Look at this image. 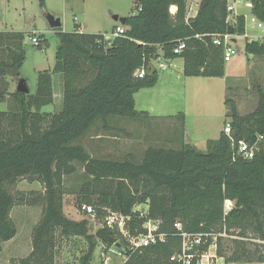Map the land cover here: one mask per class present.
Segmentation results:
<instances>
[{"label":"trees","instance_id":"obj_1","mask_svg":"<svg viewBox=\"0 0 264 264\" xmlns=\"http://www.w3.org/2000/svg\"><path fill=\"white\" fill-rule=\"evenodd\" d=\"M246 1L250 14L264 22V0ZM133 2L136 12L126 17L124 34L110 40L57 29L60 48L53 69L38 73L33 94L8 92L6 78L20 79L24 35L0 32V103L8 108L0 112V246L16 236L13 208L29 201L26 194L12 192L19 181L42 186V196L31 204L40 203L41 216L32 229L30 253L10 259L9 264H55L58 238L84 239L87 250L80 264H90L98 242L109 248L123 241L116 228L103 226L92 233L88 218L73 221L64 215L63 197L74 190L67 180L78 176L76 206L84 215L82 206L91 207L100 222L111 213L129 217L130 234L142 232L147 220L159 221L164 241L135 252L121 248L126 256L122 264H170L181 242L175 223L184 233L208 235L199 253L214 238L225 264H264L262 43L245 39L243 48L262 60L256 106L241 115L235 102L226 98L224 127L229 125V134L222 130L217 139L207 140L205 153L182 142L184 128L177 130L178 148L147 147L137 162L131 155L121 160L92 157L80 144L98 123L114 129L109 125L113 118L155 120L134 107V94L158 82L152 61L182 59L184 77L222 78L224 48L214 45L213 37L226 34L229 26L233 35L245 34L243 15H235L233 25L227 22V0H200L192 17L187 15V0ZM40 4L43 7L44 0ZM179 43L184 48L175 53ZM43 46L47 42L42 39L36 47ZM139 69L144 70L142 78L136 76ZM53 75H61L62 107L56 113L42 112L53 103ZM180 118L184 122L183 114ZM238 142L254 148L251 159L238 153ZM227 200L232 207L224 213ZM139 206L147 207L143 217L134 211ZM226 239L231 243L227 256L221 247Z\"/></svg>","mask_w":264,"mask_h":264},{"label":"rangeland","instance_id":"obj_2","mask_svg":"<svg viewBox=\"0 0 264 264\" xmlns=\"http://www.w3.org/2000/svg\"><path fill=\"white\" fill-rule=\"evenodd\" d=\"M199 1L187 0L188 16L195 15L192 9H197ZM243 2L242 6H235L234 13L244 16L245 34L234 35L235 43L230 44L234 53L231 59L224 63L222 78H187L179 69L181 60L165 70L159 68V63L152 61L151 65L158 74V82L153 88L141 89L134 94V107L137 112L149 113L155 120L113 118L114 124L109 122V125L115 127L114 129L102 128L101 123H98L80 141L87 152L92 157L111 160H121L126 155H131L137 162L147 147L178 148L180 137L177 130L184 128L182 142L200 153H205L206 141L217 139L224 127L226 98L235 102L239 114L244 115L252 111L258 97L255 88L262 77V60L247 55L243 48L247 36L260 33L253 29L249 22V2ZM135 12L133 0H44L43 7L40 0H0V32L23 33L25 60L18 79L25 80L30 94H33L38 73L52 71L59 46L57 29L50 28L47 16L60 20L61 27L58 29L61 32H73L76 24H80L82 33L100 34L111 39L113 28L117 25L113 16L126 18ZM32 33L45 40L47 46L37 49L30 40ZM248 60L254 62L249 70L248 80L238 81L236 88L232 87L226 92L232 77L245 74ZM17 81L16 78H6L9 93L16 90ZM52 82L53 103L42 108V112L56 113L61 110V75H53ZM7 109V103H0V112ZM182 114L184 122L180 118ZM163 116L166 118L159 120V117ZM261 147L264 150V140ZM80 180L78 176L67 180V186H73L74 190L63 197V213L73 221L87 218L76 206L75 185ZM11 189L16 196L19 192L26 194L25 198L29 201L26 204H17L12 210L11 218L17 233L12 241L1 244L0 264H9L10 259L23 258L30 253L32 229L41 216L40 203L31 205L38 196H42L43 188L40 184L19 181ZM31 191L33 194H29ZM95 229L92 225L91 232ZM221 247L224 255H229L230 239L224 240ZM86 250L87 243L82 238H58L55 264H80V258ZM111 260L112 264L123 263V259L116 255H111ZM93 264H97V261L94 260Z\"/></svg>","mask_w":264,"mask_h":264},{"label":"built area","instance_id":"obj_3","mask_svg":"<svg viewBox=\"0 0 264 264\" xmlns=\"http://www.w3.org/2000/svg\"><path fill=\"white\" fill-rule=\"evenodd\" d=\"M243 0H227L226 10L228 12L227 22L229 24H235L234 16L237 15L234 13L235 6L243 5ZM249 22L253 29L258 31L259 35H249L245 39L248 41H257L264 45V22L257 19L255 16L251 15L249 18ZM125 32V28L121 25L117 26L112 34V37L123 35ZM235 39L234 35L224 34L213 37V44L216 46L222 45L224 48V62H228L233 56L234 50L230 44L232 40ZM31 42L34 46L39 45L41 39L39 36L34 33L31 34L30 37ZM184 48L183 43H179V45L175 48V53L182 51ZM159 63V68H165V61L161 58L155 60ZM144 75V70L139 69L136 72V76L138 78H142ZM229 125L226 124L224 127V132L229 134ZM238 153L244 159H251L254 154V148L249 147L244 142H238ZM232 207V202L227 200L224 202V213H227ZM82 210L85 211V215L87 216L90 224L95 226V228L99 227H107L109 229L116 228L119 233L122 235L123 241H117L113 246L106 248L103 246L101 242L97 243L95 251L93 253V262L97 261V264H112L111 255H116L123 259V262L126 260V256L121 251H116L115 247L117 244L120 245L122 249L129 252L138 251L144 247H148L150 245H154L158 242L164 241V234L159 233V221L147 220L142 225V232L138 234H130L127 230V221L129 217H124L120 214L111 213L105 219L100 222L95 218L94 211L91 207L82 206ZM147 207L139 206L134 209V211L138 212L141 217L146 214ZM175 229L178 232L180 237V248L179 251L172 254L169 258L170 264H224V260L222 257L217 255V244L215 239L213 238V242L208 246L206 251L201 253L198 252V247L204 243V238H207L208 235L203 234H187L181 231V226L179 223L174 224ZM92 262V264H93Z\"/></svg>","mask_w":264,"mask_h":264},{"label":"crops","instance_id":"obj_4","mask_svg":"<svg viewBox=\"0 0 264 264\" xmlns=\"http://www.w3.org/2000/svg\"><path fill=\"white\" fill-rule=\"evenodd\" d=\"M193 8V7H192ZM192 10H194V13L196 12V8H194V9H192ZM170 12L171 13H174L175 12V8L174 7H171L170 8ZM194 16V15H193ZM120 24L119 23H117V25H115V27H117V26H119ZM76 28H75V30L73 31V32H77V33H82V31H81V26H80V24L78 25V24H76ZM114 27V28H115ZM113 28V29H114ZM105 39H107V40H110L108 37H105ZM179 60H181V61H179ZM177 61H179L180 63H179V69H180V71H181V73H182V67H183V61H182V59H175V60H168V61H165V68L163 69V70H165L166 68H170V67H172V66H174V64H175V62H177ZM254 64V62L252 61V60H249V61H247V65H246V72H245V74H243L242 76H237V77H232V79L230 80V85L227 87V91L226 92H228V90H230L232 87H234V88H236V86H237V82L238 81H240V82H242V81H247L248 80V78H249V76H248V74H249V70L251 69V66ZM256 71H258V70H256ZM193 79H196V80H199V78H201V77H192ZM205 79V78H204ZM226 82V81H225ZM228 83V82H227ZM54 95V94H53ZM256 106V105H255ZM254 106V107H255ZM254 109V108H253ZM226 111H227V109H226ZM251 112V111H250ZM249 113V112H248ZM149 114V113H148ZM150 115V114H149ZM150 117H151V115H150ZM153 118H155V117H153ZM159 118H166V117H159ZM223 129H224V127H223ZM222 129V130H223ZM221 130V131H222ZM220 131V132H221ZM220 132H219V134H220ZM219 134H218V136H217V138L219 137ZM184 135H185V130H184ZM262 140H264V136L262 137ZM14 239V238H13ZM12 239V240H13ZM11 240V241H12ZM10 242V241H9ZM8 243V242H7ZM225 264V263H224ZM227 264H238V263H227ZM241 264H257V263H241Z\"/></svg>","mask_w":264,"mask_h":264},{"label":"water","instance_id":"obj_5","mask_svg":"<svg viewBox=\"0 0 264 264\" xmlns=\"http://www.w3.org/2000/svg\"><path fill=\"white\" fill-rule=\"evenodd\" d=\"M113 20H114V22L119 23L121 26H125V24H126V18H124V17L120 18L118 16H113ZM47 21H48V24H49L50 28H52V29H58V28L61 27V23H60L59 19H55L52 16H47ZM227 34L233 35V31H232L231 26L228 27ZM232 42H235V39H233ZM59 48H60V45L57 47V50ZM15 91L18 92V93H21V94H25V95L29 93V89H28V87L26 85L25 80L19 79L17 81V85H16V90ZM115 249H116V251H121L122 252L121 247H120L119 244L116 245Z\"/></svg>","mask_w":264,"mask_h":264}]
</instances>
